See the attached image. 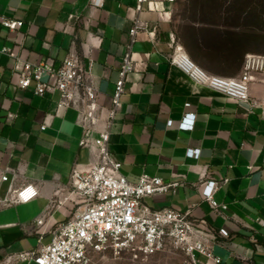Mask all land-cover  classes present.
I'll return each mask as SVG.
<instances>
[{"label": "crops", "instance_id": "1", "mask_svg": "<svg viewBox=\"0 0 264 264\" xmlns=\"http://www.w3.org/2000/svg\"><path fill=\"white\" fill-rule=\"evenodd\" d=\"M187 9L195 14L180 20L177 1L0 0V15L23 21L15 30L0 22V50L8 47L14 54L0 51V196H8L10 186L38 189L28 202L0 204V264H35L31 253L48 244L54 229L80 206L69 187L72 171L89 169L99 157L97 132L86 135L89 145L81 144L79 112L58 107V91L41 96L18 85L21 62L58 65L77 56L99 92L101 130L127 52L134 69L111 125L113 159L130 181L143 172L178 181L145 202L153 209L189 212L221 264H264L263 110L196 83L169 62L181 48L209 74L238 76L248 54L264 55L257 19L243 17L246 8L239 1L187 2ZM136 20L142 27L133 39ZM250 93L264 96V72ZM187 111L196 113L194 127L180 129ZM189 148H201L200 155L188 156ZM207 180L220 183L213 196L227 208L214 209L202 196L201 182ZM40 217L43 224L35 226ZM220 228L228 235L219 234Z\"/></svg>", "mask_w": 264, "mask_h": 264}, {"label": "built area", "instance_id": "2", "mask_svg": "<svg viewBox=\"0 0 264 264\" xmlns=\"http://www.w3.org/2000/svg\"><path fill=\"white\" fill-rule=\"evenodd\" d=\"M143 1L138 0L139 4ZM94 2L101 4L103 0ZM72 18L71 15L70 20ZM0 22L11 30L23 24L22 20L6 14L0 15ZM141 27L140 21L136 20L130 29L133 39ZM0 51L14 56L8 47H2ZM169 62L178 66L196 83L207 85L250 108L261 107L264 115V103L250 93V84L257 79L258 74L264 72V55L248 54L242 72L232 77L205 72L181 48L169 57ZM133 69L131 52H127L115 81L109 119L103 129L96 130L100 121L99 92L90 80L88 69L77 56L70 55L58 65L45 61L21 62L18 85L23 89L30 88L41 96L48 91H58V107H75L79 112L78 122L85 134L81 144L89 145L86 135L96 131L94 143L99 149L98 160L89 169L72 171L69 187L80 198V206L67 221L54 229L48 244L41 245L31 253L35 264H91L97 255L128 254L139 259L167 251L180 253L184 258L183 264H221V258L214 253L211 245L200 237L197 230L199 223L190 217L189 212L167 207L153 209L145 202L147 197L176 188L179 186L178 181H167L147 172L141 173L136 181H130L122 172V163L111 155V125L121 107V95ZM190 106V103L185 104L187 108ZM195 120L196 113L187 111L178 127L192 129ZM168 125H174V121L170 119ZM200 153L201 148L187 150L190 157H198ZM8 179V175L2 176L3 181ZM219 187L220 183L216 180L201 182L202 196L214 209L228 206L220 204L213 196ZM7 192L8 196H0V204L5 206L28 202L38 195V189L32 184L18 189L10 186ZM43 222L44 217L37 218L35 226ZM35 231L40 232L38 228ZM218 232L223 236L228 235L225 228H220Z\"/></svg>", "mask_w": 264, "mask_h": 264}, {"label": "rangeland", "instance_id": "3", "mask_svg": "<svg viewBox=\"0 0 264 264\" xmlns=\"http://www.w3.org/2000/svg\"><path fill=\"white\" fill-rule=\"evenodd\" d=\"M210 0H177L176 17L180 20L192 17L195 11L187 9V2H201ZM220 2L239 1L245 5L242 12L243 17L256 20L257 25L264 28V0H215ZM249 13L251 16L249 17ZM245 14V15H244ZM256 15V16H255ZM260 16V18H259ZM264 48V47H263ZM264 103V96L259 97ZM183 256L180 253L167 251L160 252L149 257L135 259L131 255L125 254L122 256L114 255H97L94 257L91 264H183Z\"/></svg>", "mask_w": 264, "mask_h": 264}, {"label": "trees", "instance_id": "4", "mask_svg": "<svg viewBox=\"0 0 264 264\" xmlns=\"http://www.w3.org/2000/svg\"><path fill=\"white\" fill-rule=\"evenodd\" d=\"M210 1H215V0H210ZM259 18H260V16H259ZM256 28H257V39L259 40V43L264 44V28H262L261 25H257Z\"/></svg>", "mask_w": 264, "mask_h": 264}]
</instances>
